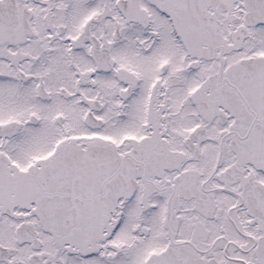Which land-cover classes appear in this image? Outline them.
<instances>
[{
  "label": "snow or ice",
  "instance_id": "obj_1",
  "mask_svg": "<svg viewBox=\"0 0 264 264\" xmlns=\"http://www.w3.org/2000/svg\"><path fill=\"white\" fill-rule=\"evenodd\" d=\"M0 264H264V0H0Z\"/></svg>",
  "mask_w": 264,
  "mask_h": 264
}]
</instances>
